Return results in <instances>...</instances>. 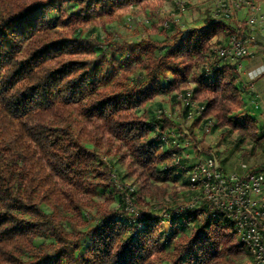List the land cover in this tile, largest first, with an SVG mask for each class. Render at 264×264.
I'll use <instances>...</instances> for the list:
<instances>
[{
	"label": "trees",
	"instance_id": "1",
	"mask_svg": "<svg viewBox=\"0 0 264 264\" xmlns=\"http://www.w3.org/2000/svg\"><path fill=\"white\" fill-rule=\"evenodd\" d=\"M140 1L0 0V264H242L245 257L254 264L224 215L199 219L203 205L169 219L172 208L132 213L127 199L140 202L138 191L114 182L109 192L97 189L111 179L98 153L108 144L129 159V175L144 194L179 171L188 195L196 194L186 176L190 161L178 156L183 147L163 140L179 124L145 108L170 92L178 100L192 91L196 108L185 107L184 115L192 113L194 125L213 122L239 145L264 143V127L244 113L235 65L215 53L237 31L228 7L216 8L218 17L210 14L199 29L169 36L177 27L171 21L163 41L109 45L111 53L100 35H82L96 16ZM62 4L68 5L60 18L66 37L56 35L59 24L50 19ZM241 30L245 37L252 31L246 23ZM137 71L128 86L124 79ZM190 74L199 82L192 90L185 83ZM92 208L98 216L92 225L73 231L65 214L88 221Z\"/></svg>",
	"mask_w": 264,
	"mask_h": 264
},
{
	"label": "rangeland",
	"instance_id": "2",
	"mask_svg": "<svg viewBox=\"0 0 264 264\" xmlns=\"http://www.w3.org/2000/svg\"><path fill=\"white\" fill-rule=\"evenodd\" d=\"M258 2L255 0L253 4L247 3L241 10L234 12L228 9V13L233 16V20L230 19L228 22L237 30L240 22L247 17L250 7L258 5ZM218 7H230L229 0H141L135 4H130L124 11L116 9L111 15L101 14L96 16L94 21L87 22L82 26V35L92 39L100 35V45L106 48L108 53H111L113 50L109 45L114 46V44L139 41L141 39L163 41L166 38L163 28L167 27L171 21H175L177 27L175 30L168 32L169 36L179 31L186 32L191 29H199L210 14L212 17H218L216 10ZM67 9L68 5L62 4L60 10L58 9L57 12L51 15L52 23L59 24L53 29L56 31L57 36L66 37L64 35L69 33L67 32L68 27L60 23L61 16L68 13ZM262 10L264 11V3L262 4ZM254 33L257 37V32ZM261 33L264 35L263 32ZM127 52L128 50H121L120 54H126ZM240 58L236 62L239 67V70H237L239 76L241 73ZM138 73L137 71L136 73L128 74V78L124 79L128 86L134 85L133 81L135 82V76ZM166 74L172 77L171 72L167 71ZM181 82L184 81L182 80ZM185 83L191 90L199 85L198 80L192 74L186 78ZM175 93L174 91L157 96L147 102L145 108H149L153 112L161 110L162 113L170 116L179 124L181 132L175 129L167 132L170 139H175L181 144L186 140L190 141V145L180 149L179 158L183 157L188 159L190 163H194L199 160H206L209 156H216L220 169L228 174H245L251 168H257L263 164L264 143L257 145L249 140L239 145L240 143L235 140V134L229 135L224 130L213 129V122L206 126L202 124L194 125L196 117H186L184 115V103L179 98L176 100ZM98 153L99 158L112 169L110 172L111 179L97 187L101 193L111 191V187L112 185L114 187L115 183L118 187H129L130 190H136L141 194L140 202L131 201V198L128 199V211L136 213L137 208L142 207L144 209H153L161 214L166 208H172L177 211L189 205L192 196L188 195L189 188L185 184V176H180L182 175L181 171L177 172V178L173 177L165 183H154V186L149 188L148 192L144 194L145 190L140 189V184L136 182L135 176L129 175L128 166L130 161L123 157V151L118 152L114 146L110 147L107 144L102 146ZM171 157L174 156L172 155ZM171 157L166 158L169 164H171ZM98 200L102 201L105 198L101 196V199ZM112 206L117 210L122 209L118 201H115ZM91 210L94 216H91L88 221L72 213L65 214L69 227L73 231H77L81 227L92 225L98 216L97 209L92 208ZM171 224L170 220L164 222L166 229ZM176 227L180 230L182 229L179 223ZM171 243L173 245V242ZM171 250L172 247L170 248ZM172 256L173 253L170 256L171 259ZM169 264H175V261L170 260ZM242 264H251L248 257L242 260Z\"/></svg>",
	"mask_w": 264,
	"mask_h": 264
},
{
	"label": "built area",
	"instance_id": "3",
	"mask_svg": "<svg viewBox=\"0 0 264 264\" xmlns=\"http://www.w3.org/2000/svg\"><path fill=\"white\" fill-rule=\"evenodd\" d=\"M254 1L229 0L228 9H231V12L238 11L245 4H253ZM243 23L252 29L247 37L241 33ZM257 30L264 33V11L259 4L250 7L247 17L240 22L236 33L225 44L216 47L215 53L231 65L235 64L236 70H239L236 62L248 52L250 43L256 39L254 32ZM178 98L185 107L196 108L192 91L179 94ZM197 113H200V109ZM192 116L190 113L188 117ZM163 140L177 147L190 145L188 140L181 144L175 139H170L168 135H163ZM186 176L190 180V189L196 194L186 207L165 214L166 219L171 215H184L189 206L203 205L199 218L224 215L232 222L235 237L249 250L253 263L264 264V168L258 172L228 174L220 169L217 160L206 159L190 163Z\"/></svg>",
	"mask_w": 264,
	"mask_h": 264
},
{
	"label": "crops",
	"instance_id": "4",
	"mask_svg": "<svg viewBox=\"0 0 264 264\" xmlns=\"http://www.w3.org/2000/svg\"><path fill=\"white\" fill-rule=\"evenodd\" d=\"M257 1L262 8L264 0ZM256 32V39L240 58L239 85L244 93V110L256 119L258 126L264 127V35L261 31Z\"/></svg>",
	"mask_w": 264,
	"mask_h": 264
}]
</instances>
